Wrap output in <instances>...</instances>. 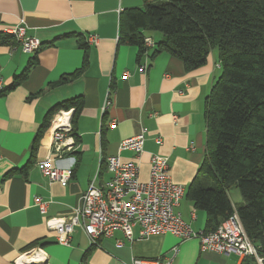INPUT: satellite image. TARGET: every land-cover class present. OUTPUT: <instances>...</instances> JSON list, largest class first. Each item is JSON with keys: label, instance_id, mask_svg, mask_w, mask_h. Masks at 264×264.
Wrapping results in <instances>:
<instances>
[{"label": "crops", "instance_id": "1", "mask_svg": "<svg viewBox=\"0 0 264 264\" xmlns=\"http://www.w3.org/2000/svg\"><path fill=\"white\" fill-rule=\"evenodd\" d=\"M142 7L143 0H0V34L23 22L42 44L30 55L0 43L5 89L37 59L29 77L0 97V264H15L18 256L38 246L51 264H133L136 259H164L176 247L174 264L244 263L234 254L203 252L198 240L181 242L172 235L142 239L139 228L132 240L117 230L97 245L76 228L70 246H63L46 225L48 218H70L91 183L98 187L110 181L107 158L120 155L138 163L143 182L150 178L152 158H166L173 182L185 189L176 211L194 231L206 229L205 213L196 210L186 195L206 154L205 106L221 72L217 53L191 71L165 53L150 60L139 58L138 47L119 43V22L124 11ZM152 33L145 35L155 43L163 40L161 33ZM89 34L99 36V42L89 49L87 69L72 82L49 87L81 68L80 44ZM145 63L148 68L141 74L138 69ZM76 97L84 98L85 107L74 123L73 111H60L69 113L75 129L68 136L71 145L62 155H53L54 167L72 171L67 186L50 182L40 171L39 163L54 153L49 128L40 141L36 164L26 177L19 173L30 160L50 109ZM108 99L112 105L104 112ZM143 130L144 151L138 158L119 150L123 140ZM37 197L48 205L45 215L35 204Z\"/></svg>", "mask_w": 264, "mask_h": 264}, {"label": "trees", "instance_id": "2", "mask_svg": "<svg viewBox=\"0 0 264 264\" xmlns=\"http://www.w3.org/2000/svg\"><path fill=\"white\" fill-rule=\"evenodd\" d=\"M119 26V43L138 47L139 58L150 60L165 53L179 59L186 71L204 66L210 54L217 53L221 72L205 106L206 154L186 197L205 213L206 232L215 231L236 212L264 258V0H143L142 8L121 14ZM145 32L163 35L151 55ZM0 43L16 45L14 38L3 34ZM80 48L81 68L49 87L72 82L87 69L90 46L85 37ZM36 64L32 59L0 97L21 85ZM84 107V98L76 97L50 109L28 164L18 172L26 177L36 164L40 141L60 111H73L74 123ZM74 132L72 125L71 135ZM232 188L240 192L239 205L230 198ZM243 264L257 262L250 258Z\"/></svg>", "mask_w": 264, "mask_h": 264}, {"label": "built area", "instance_id": "3", "mask_svg": "<svg viewBox=\"0 0 264 264\" xmlns=\"http://www.w3.org/2000/svg\"><path fill=\"white\" fill-rule=\"evenodd\" d=\"M5 35L13 37L16 45L14 51L21 50L25 54L35 55L42 47L40 40L28 33L25 23L15 28L5 30ZM86 43L98 45L99 36L89 34ZM148 49H153L155 42L145 39ZM147 56V55H146ZM148 64L139 67L144 74ZM129 77L125 73L123 78ZM4 80L0 77V92L4 90ZM112 102L108 99L104 112ZM145 130L127 138L120 143L121 152H132L138 158L144 151ZM72 132L69 113L60 112V117L49 127L51 136L50 153L39 163L41 173L50 182H58L67 186L72 178V171L61 170L53 166V155H62L63 150L70 147L69 134ZM111 179L104 186L91 183L83 194L81 205L73 210L70 218H48L46 225L57 233L58 243L70 246L72 234L80 228L86 234L92 245H97L101 239L112 237L115 231H121L127 240H132L135 228L140 229L142 239L155 235H172L181 242L198 240L203 252H212L224 257L232 254L242 260L254 258L257 264H263L264 258L259 257L253 242L249 239L236 212L215 231H194L176 209L185 196V189L173 182L170 175L168 160L154 156L150 164V178L147 182L140 180L137 163L124 161L120 155L107 159ZM35 204L41 213H47L48 205L41 198H35ZM179 255V248H174L172 254L164 259H136L133 264H174ZM15 264H51L45 250L36 247L23 253Z\"/></svg>", "mask_w": 264, "mask_h": 264}, {"label": "rangeland", "instance_id": "4", "mask_svg": "<svg viewBox=\"0 0 264 264\" xmlns=\"http://www.w3.org/2000/svg\"><path fill=\"white\" fill-rule=\"evenodd\" d=\"M157 33L158 32H154L152 34H157ZM229 195L234 205L242 202V197L240 195V192L236 188H232L229 192Z\"/></svg>", "mask_w": 264, "mask_h": 264}, {"label": "bare ground", "instance_id": "5", "mask_svg": "<svg viewBox=\"0 0 264 264\" xmlns=\"http://www.w3.org/2000/svg\"><path fill=\"white\" fill-rule=\"evenodd\" d=\"M13 38V37H12ZM59 115V114H58ZM57 120V119H56ZM108 159V158H107ZM137 165H138V163H137Z\"/></svg>", "mask_w": 264, "mask_h": 264}]
</instances>
